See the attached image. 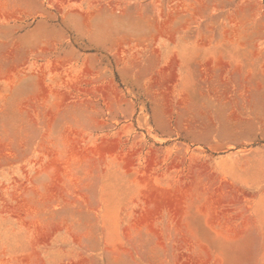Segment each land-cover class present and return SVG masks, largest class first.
Returning <instances> with one entry per match:
<instances>
[{
  "label": "rangeland",
  "instance_id": "obj_1",
  "mask_svg": "<svg viewBox=\"0 0 264 264\" xmlns=\"http://www.w3.org/2000/svg\"><path fill=\"white\" fill-rule=\"evenodd\" d=\"M0 70V264H264V0H0Z\"/></svg>",
  "mask_w": 264,
  "mask_h": 264
},
{
  "label": "bare ground",
  "instance_id": "obj_2",
  "mask_svg": "<svg viewBox=\"0 0 264 264\" xmlns=\"http://www.w3.org/2000/svg\"><path fill=\"white\" fill-rule=\"evenodd\" d=\"M194 12H195V8H194ZM90 13L92 14V12H90ZM90 13H88V14H90ZM88 16H89V15H88ZM170 16H171V15H170ZM90 17H92V15H90ZM168 17H169V16H168ZM85 18H86V17H85ZM169 18H170V17H169ZM169 18H168L167 20L169 21V20L171 19V22H172L173 19H172V18L169 19ZM187 18H188V17H187ZM86 19H87V18H86ZM164 19H165V18H164ZM188 19H189V18H188ZM165 20H166V19H165ZM167 20H166L167 23L164 22V24H165V25L167 24V25H166V26L164 25V26H165V27H168V26H169V28H171L170 25H171L172 23L169 24L170 21L168 22ZM163 21H164V20H163ZM187 21H188V20H187ZM185 23H186V22H185ZM185 23H183V25H184ZM156 24H157V23H156ZM168 24H169V25H168ZM160 25H161V24H160ZM162 25H163V22H162ZM171 26H172V25H171ZM156 27H157V26H156ZM157 28H158V27H157ZM159 28H162V27L159 26ZM159 28H158V29H159ZM163 28H164V27H163ZM169 28H168V29H169ZM178 28H179V27H178ZM166 29H167V28H166ZM156 30H157V29H156ZM160 30H161V29H160ZM174 30H175V29H174ZM158 31H159V30H158ZM169 31H170V30H169ZM165 32L167 33V30H165L164 33H165ZM171 32L173 33V31H171ZM171 32H170V33H171ZM156 33H158V32H156ZM159 33H160V31H159ZM164 33H163V34H164ZM170 33H167V34H170ZM13 65H15V63H12V64L9 66L10 68L8 67L9 70L7 69V72H8V71L11 72V70H12V69H11V66H13ZM12 68H13V67H12ZM14 68H15V67H14ZM10 69H11V70H10ZM0 71H1V70H0ZM2 71H3V69H2ZM5 71H6V70H5ZM7 72H5V74H6ZM3 74H4V72H3ZM7 74H9V73H7Z\"/></svg>",
  "mask_w": 264,
  "mask_h": 264
},
{
  "label": "crops",
  "instance_id": "obj_3",
  "mask_svg": "<svg viewBox=\"0 0 264 264\" xmlns=\"http://www.w3.org/2000/svg\"><path fill=\"white\" fill-rule=\"evenodd\" d=\"M249 52H251L252 51V48L251 47H249V50H248Z\"/></svg>",
  "mask_w": 264,
  "mask_h": 264
}]
</instances>
